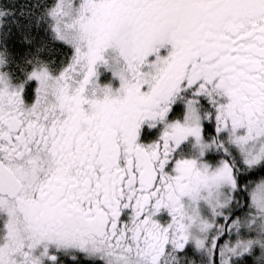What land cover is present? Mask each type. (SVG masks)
Instances as JSON below:
<instances>
[{"label":"flooded vegetation","instance_id":"af4514ba","mask_svg":"<svg viewBox=\"0 0 264 264\" xmlns=\"http://www.w3.org/2000/svg\"><path fill=\"white\" fill-rule=\"evenodd\" d=\"M55 3L0 36V264H264V0Z\"/></svg>","mask_w":264,"mask_h":264},{"label":"rangeland","instance_id":"374dc122","mask_svg":"<svg viewBox=\"0 0 264 264\" xmlns=\"http://www.w3.org/2000/svg\"><path fill=\"white\" fill-rule=\"evenodd\" d=\"M56 0H0V36L2 38H16L26 44V51L22 54L16 50L22 58L26 59V68H22L25 73L27 68L35 61H47V55L52 51L50 46L54 45L55 37L52 24L58 20V8ZM52 23V24H51ZM42 29V36H38L34 31ZM23 35V36H22ZM30 43V46H29ZM50 43V44H49ZM47 49L41 50L40 46ZM18 61H16L17 63ZM261 129L254 131L256 135H261ZM257 142V144H255ZM255 144V145H254ZM247 152V157H252L253 164L258 165L263 158L264 136L256 137L253 145ZM252 155V156H250ZM251 162V161H250ZM248 165H252V162ZM247 166V165H245ZM207 213V210H205ZM259 224V222H258ZM244 226L247 223L243 224ZM242 237L239 239L241 242ZM222 243H220V246ZM199 256V261H205L202 252L195 250ZM205 264V263H204ZM225 264H229L226 263Z\"/></svg>","mask_w":264,"mask_h":264}]
</instances>
